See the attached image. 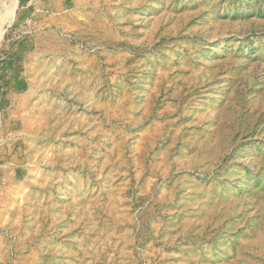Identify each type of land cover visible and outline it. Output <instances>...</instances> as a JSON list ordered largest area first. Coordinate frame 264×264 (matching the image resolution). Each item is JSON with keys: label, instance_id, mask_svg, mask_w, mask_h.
Returning a JSON list of instances; mask_svg holds the SVG:
<instances>
[{"label": "rangeland", "instance_id": "1", "mask_svg": "<svg viewBox=\"0 0 264 264\" xmlns=\"http://www.w3.org/2000/svg\"><path fill=\"white\" fill-rule=\"evenodd\" d=\"M0 0V264H264V0Z\"/></svg>", "mask_w": 264, "mask_h": 264}, {"label": "bare ground", "instance_id": "2", "mask_svg": "<svg viewBox=\"0 0 264 264\" xmlns=\"http://www.w3.org/2000/svg\"><path fill=\"white\" fill-rule=\"evenodd\" d=\"M16 0L13 1V4H15ZM1 18V17H0Z\"/></svg>", "mask_w": 264, "mask_h": 264}]
</instances>
